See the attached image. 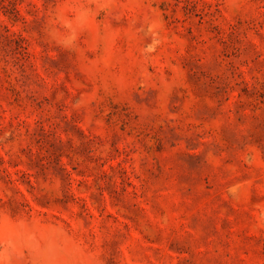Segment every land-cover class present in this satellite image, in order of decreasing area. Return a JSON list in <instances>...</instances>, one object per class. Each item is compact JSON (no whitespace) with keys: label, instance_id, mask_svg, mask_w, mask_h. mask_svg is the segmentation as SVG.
<instances>
[{"label":"rangeland","instance_id":"obj_1","mask_svg":"<svg viewBox=\"0 0 264 264\" xmlns=\"http://www.w3.org/2000/svg\"><path fill=\"white\" fill-rule=\"evenodd\" d=\"M0 264H264V0H0Z\"/></svg>","mask_w":264,"mask_h":264}]
</instances>
